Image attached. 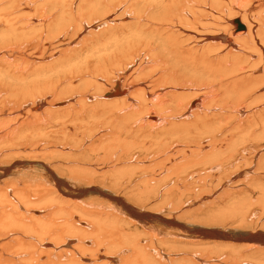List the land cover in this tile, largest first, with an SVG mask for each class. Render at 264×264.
<instances>
[{"label":"bare ground","instance_id":"1","mask_svg":"<svg viewBox=\"0 0 264 264\" xmlns=\"http://www.w3.org/2000/svg\"><path fill=\"white\" fill-rule=\"evenodd\" d=\"M261 140L264 0H0V264H264Z\"/></svg>","mask_w":264,"mask_h":264},{"label":"rangeland","instance_id":"2","mask_svg":"<svg viewBox=\"0 0 264 264\" xmlns=\"http://www.w3.org/2000/svg\"><path fill=\"white\" fill-rule=\"evenodd\" d=\"M254 104H255V103H254ZM261 142H262V143H261ZM261 142H260L261 144H264V140H261ZM263 161H264V160H263ZM258 167H259V170H261L260 168L263 169V168H264V165H261V166L259 165ZM258 167H257L253 172H255V173H259V172H258V171H259V170H258ZM226 176H227V175H226ZM263 182H264V180H263ZM217 184H218V183H217ZM215 185H216V184H215ZM250 195H252L251 197H254V198H256V196H257V194H250ZM261 214H263V218H264V211H262V210H259V211H258V215H259V216H257V217H262ZM249 218H251V217H249ZM249 218L246 219L247 221L245 220V221H246V222H245L246 225L243 224V225H241V227L243 226V228L246 229V228H247L246 226H248V225L250 224V222H253V219H252V220H249ZM252 218H253V217H252ZM254 218L256 219V217H254ZM255 219H254V221H255ZM212 221H213V220H212ZM248 221H249V222H248ZM261 221H262V220H260V222H259V221H257V219H256V221L254 222L255 224L252 223V224H254L253 227L256 226V227L259 229L258 226H259V225H260V226L263 225L262 227H260V229L264 228V222H261ZM231 222H232V221H231ZM247 222H248L249 224H248ZM256 222H257V223H256ZM214 223H216V222H214ZM260 223H261V224H260ZM227 224H228V222H227ZM230 224H231V223H229V225H230ZM252 224H250V226H252ZM257 224H258V225H257ZM244 225H245V226H244ZM250 226H249L248 228H250ZM248 228H247V229H248ZM250 229H253V228L251 227Z\"/></svg>","mask_w":264,"mask_h":264},{"label":"water","instance_id":"3","mask_svg":"<svg viewBox=\"0 0 264 264\" xmlns=\"http://www.w3.org/2000/svg\"><path fill=\"white\" fill-rule=\"evenodd\" d=\"M234 23H235L236 26H237V30L244 29V26H243L242 24H240L239 20L235 19V20H234Z\"/></svg>","mask_w":264,"mask_h":264}]
</instances>
